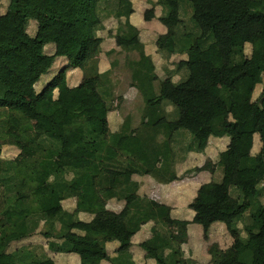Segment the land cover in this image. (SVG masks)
Here are the masks:
<instances>
[{
	"label": "trees",
	"instance_id": "1",
	"mask_svg": "<svg viewBox=\"0 0 264 264\" xmlns=\"http://www.w3.org/2000/svg\"><path fill=\"white\" fill-rule=\"evenodd\" d=\"M156 5L165 31L154 42L155 52L174 65L161 79L130 22L131 0H6L5 5L0 0V111L21 124L9 126L0 142V149L17 150L14 158L0 160V264L51 261L43 246L11 250L38 233L51 253L133 264L132 238L144 225L149 237L139 247L155 264H193L181 249L190 225L205 239L214 225L221 226L230 239L224 250L215 246L209 252L211 260L223 254L220 264H264V139L254 152L255 136L264 127V0H156ZM108 17L116 19L109 35L126 53L132 86L142 97L137 128L129 118L118 130L109 126L106 100L112 88L109 71L98 70L97 58L98 32ZM154 18V8L144 12L145 21ZM47 46L53 47L51 54ZM59 60L63 65L55 71ZM73 69L82 78L70 86L67 72ZM175 73L181 74L176 81ZM11 78L24 90L10 88ZM223 137L228 145L211 169L220 173L223 200L195 211L190 221L172 217L169 206L141 195L126 167L131 161L141 175L167 185L176 180L175 146L203 153L210 138ZM102 174L106 180L100 184ZM111 200L123 202L122 209H108ZM80 213L90 220H79ZM111 242L118 244L116 258L106 251Z\"/></svg>",
	"mask_w": 264,
	"mask_h": 264
},
{
	"label": "rangeland",
	"instance_id": "2",
	"mask_svg": "<svg viewBox=\"0 0 264 264\" xmlns=\"http://www.w3.org/2000/svg\"><path fill=\"white\" fill-rule=\"evenodd\" d=\"M5 3L6 0H1L2 5H5ZM131 4L134 12L130 16V22L139 30V40L144 45L145 54L150 56L153 61L155 74L159 79L164 78L167 76V70H174V65L166 62L160 54L155 52L154 42L158 35L165 31V28L158 21V17L161 16L160 8L156 5V0H131ZM151 8H154L155 18L151 21H145L144 12ZM108 18L103 21L102 30L98 32V35L102 38V42L100 45L101 52L97 58L98 70L100 72L109 71L110 86L112 88L111 96L106 100L111 108L109 126L113 131L118 130V123L122 124L123 121L129 118L131 127L137 128L143 108L142 97L137 89L132 86L131 73L125 66V62L127 61L126 53L120 51V48L115 44L114 38L109 35V30L114 31L117 27L116 19L114 17ZM181 18L186 23L188 18L187 12H183ZM31 25H29L28 29L30 33L34 29L33 24ZM52 50V46L45 48V51L49 54ZM248 53L249 47H246V54ZM172 60L173 58H171ZM60 61L55 62L53 70L57 71L62 67L63 64ZM112 63H114V66ZM180 75L179 73L173 74V80H178ZM80 78H82V74L72 73V71L67 72V82L70 86L76 85ZM48 79L49 77L41 80L33 88L34 91H40ZM8 85L13 90H24L23 84L16 78L9 79ZM259 90H261V87L257 88V92ZM26 97L31 101L33 95L31 92H26ZM165 110L169 116L173 113L172 107L167 106ZM19 125L21 124L17 117L6 116L3 111H0V142L6 140L5 132L9 126ZM263 139L264 127H261V134L255 136V152H258L260 149ZM180 147H174L172 169L176 175V180L171 182L170 185H159L160 183L151 178V176L141 175L142 171L139 165L131 161L126 162V167L139 180L140 189L142 188L141 195H145L149 200L168 204L167 206L173 209V214H178L176 215L178 218L179 214L187 208L188 218L186 220L189 221L195 211L209 206L220 205L223 200V189L218 185L220 178L219 171L217 170L212 173L211 169H215L214 165L218 160V152L224 148H222V143L216 140H212L205 152L201 154L194 152L186 153L183 150H179ZM16 153L17 150L14 147L3 146L0 149V160L6 161L14 158ZM105 180L106 176L102 174L99 179L100 184L104 183ZM120 205L123 206V202L119 204L114 202L110 204L109 202L107 208L119 211L121 209ZM238 225L242 229V224ZM193 228L190 229V239L187 237L188 241L186 240L181 246L184 249L183 258H190V260L198 258L197 262L194 261V264H220L224 259L223 254H220L214 261L202 257L209 255V252L215 246H218V251L222 249V244L225 242L223 238L218 237L215 233L210 238L205 239ZM173 231L175 232L176 229H173ZM142 232L144 235H147L149 233L148 227L145 226ZM39 234L26 241L19 242L17 245L13 244L11 250L22 246H45V239ZM141 234L138 233L139 236ZM219 247L221 248L219 249Z\"/></svg>",
	"mask_w": 264,
	"mask_h": 264
},
{
	"label": "crops",
	"instance_id": "3",
	"mask_svg": "<svg viewBox=\"0 0 264 264\" xmlns=\"http://www.w3.org/2000/svg\"><path fill=\"white\" fill-rule=\"evenodd\" d=\"M0 13L2 14L3 13V8H1L0 7ZM53 51V50H52ZM52 51H51V53H52ZM50 53V54H51ZM69 71H72V73H78L79 75H81V72L79 71L78 72V70H76V69H73V70H69ZM45 79V78H44ZM48 81V80H47ZM46 81V82H47ZM81 81V78H80V80H79V82ZM79 82H77V84L79 83ZM76 84V85H77ZM212 140H216V141H218L219 143H222V148H224L223 150H219V152H218V155H219V153L220 152H222V151H224L225 150V148L227 147V145H228V139L227 138H225V137H223V138H210L209 139V142H208V144H207V147L205 148V150L208 148V145L211 143V141ZM255 147V146H254ZM221 149V148H220ZM205 150H204V152H205ZM259 151V150H258ZM255 152V151H254ZM255 153H257V152H255ZM189 154V153H188ZM201 154V153H200ZM217 155V156H218ZM220 174V173H219ZM132 178H133V180H135L136 182H138L139 183V180H137L134 176H132ZM174 182V181H173ZM171 183H169V185H170ZM159 185H162V184H159ZM142 191V188L140 189V193H142L141 192ZM180 197H183V196H180ZM188 200V199H187ZM110 202V204L112 203V202H114V200H111V201H109ZM108 202V203H109ZM114 203H116V202H114ZM159 203H161V202H159ZM117 204H119V203H117ZM165 204V203H164ZM108 205V204H107ZM165 205H168V204H165ZM121 206V209H122V205H120ZM108 207V206H107ZM120 209V210H121ZM113 211H116V210H114V209H112ZM116 212H118V211H116ZM171 214H172V217H178V216H176V215H178V214H173V209L171 208ZM188 214H187V208H185L184 210H183V212L181 213V214H179V219H182V220H186L187 218H188V216H187ZM194 215V214H193ZM193 217V216H192ZM192 217H191V219H192ZM78 218H79V220H82V221H88V220H90V216L89 215H87V214H84V213H80L79 215H78ZM190 219V220H191ZM189 220V221H190ZM187 221V220H186ZM148 227L147 225H144L141 229H140V231L139 232H137L136 233V235L132 238V247L130 248V250H129V252H130V255H131V261H132V263L133 264H155L152 260H149V259H146L145 257H144V252L141 250V248L139 247V245L146 239V238H148L149 237V233L147 234V235H144L143 234V228L144 227ZM193 226H189V228H188V238L190 239V229L192 228ZM149 229V228H148ZM195 231H197V233L198 234H200V236L201 237H203V235H202V233H201V231L198 229V228H193ZM212 231H211V233L209 234V236H208V238H210L211 236H213L215 233H216V235H218V237H222L223 238V240L225 241V242H223V244H222V249H220L221 247H219V249H220V251L221 250H224L225 249V247L226 246H229L230 245V239H228V237H226L225 236V232H224V230H223V228L221 227V226H216V225H214L213 227H212V229H211ZM138 233H142L141 234V236H139L138 235ZM188 241V240H187ZM48 242L49 241H45L44 243H45V246H43L45 249H44V251H47V255H48V257L51 259V261H47V262H45V263H43V264H111V263H109V262H106V261H102V262H100V263H98V261L97 260H95V259H92V258H88V257H86V256H78V255H76V254H55V253H51L49 250H48V248H47V244H48ZM105 247H106V251H107V253H108V255L111 257V258H116L117 257V253H116V251H117V248H118V244L116 243V242H111V243H107L106 245H105ZM181 249H182V247H181ZM184 252V249H182V253ZM184 255V254H183ZM202 258H204V259H210L211 260V256H210V254L209 255H207L206 257H202ZM185 260H189V261H192V263L194 264V261L195 262H197V259L198 258H196V259H192V260H190V258H184ZM127 261V263H129V261H128V259L126 260Z\"/></svg>",
	"mask_w": 264,
	"mask_h": 264
}]
</instances>
